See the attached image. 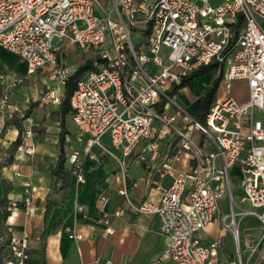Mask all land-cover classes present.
Segmentation results:
<instances>
[{
  "label": "built area",
  "instance_id": "built-area-1",
  "mask_svg": "<svg viewBox=\"0 0 264 264\" xmlns=\"http://www.w3.org/2000/svg\"><path fill=\"white\" fill-rule=\"evenodd\" d=\"M0 0V48L20 57L27 75L57 63L61 43L92 52L95 70L86 72L69 97L71 119L88 136L83 153L100 147L108 136L111 145L127 157L142 140L164 137L170 131L178 139L173 161H193L189 172L174 171L170 186L161 201H142L133 211L155 215L159 233L169 238L162 255L177 264H207L218 248L219 239L204 246L197 234L214 220L219 201L227 196L230 213L220 219L231 228L238 243L236 214L233 211L231 169L238 167L242 203L250 205L240 215L252 216L262 227L257 261H264V0ZM238 16L242 27L232 42L231 27ZM134 35L135 44L132 42ZM216 63L223 68L222 80L229 91L234 82H243L249 91L248 101L240 105L234 98L214 101L203 124L189 115L185 107L169 95L189 72ZM67 71H58L55 88L46 87L38 100L39 107L61 104ZM16 79L12 84L21 83ZM165 101L159 111V103ZM172 111L166 113V107ZM19 107L8 93L0 96V131L14 118ZM24 125L23 139L34 133L31 122ZM181 123V124H179ZM168 127L170 130H168ZM202 131L200 141L194 133ZM152 158L157 153L152 143ZM34 153L33 148L26 149ZM141 159H144L142 156ZM0 157V162H1ZM120 170L125 162L117 159ZM70 171L78 183L84 182L79 153L69 156ZM22 177L25 215L33 212L34 188L31 177ZM106 198H101L100 202ZM82 212L83 207L78 206ZM123 211L115 213L121 216ZM103 228L102 237L114 232L111 216L103 214L94 222ZM71 238L80 235L70 233ZM8 243L3 264H25L29 257V235L1 237ZM96 264H118L111 260ZM152 264H160L156 259ZM237 264H248L237 250Z\"/></svg>",
  "mask_w": 264,
  "mask_h": 264
},
{
  "label": "crops",
  "instance_id": "crops-1",
  "mask_svg": "<svg viewBox=\"0 0 264 264\" xmlns=\"http://www.w3.org/2000/svg\"><path fill=\"white\" fill-rule=\"evenodd\" d=\"M77 51L81 52L80 55L76 53ZM91 53L61 43L56 51L55 66L44 67L35 74L27 75L25 62L17 56L20 66L14 68L8 66L4 57L5 54L11 53L0 48V85L2 86L0 96L8 93L10 100L19 107L17 114L19 117H23L25 111L34 105L29 116L23 121L24 126L29 119L34 135L23 139L21 146L14 154L13 163L0 169V203L3 198L2 181L5 180L10 184L7 208L4 209L0 204V234L5 237L27 232L30 238L29 257L25 264H40L39 238L45 225L43 216L50 196L54 207L46 225L54 226L58 218L60 224L57 230L46 239V264H96V259L100 262L111 260L118 264H152L159 259L160 264H177L162 255L170 241L168 237L159 233L158 217L136 213L126 203V197L134 205L142 201L159 203L163 191L170 186L172 179L167 174V170L169 168L183 172L191 170L194 163L186 156L182 161L172 160V155L178 148V139L171 131L164 137L155 135L140 141L127 157H123L121 150L114 148L108 136H104L102 144L111 152V155L105 153L100 147L94 146L88 157L83 153L88 136L76 128L72 122L71 113H69L63 121L66 131L64 167L69 172V185L63 191H55L58 184L53 182L52 170L58 157L60 105L49 104L39 107L38 100L46 87L55 88L57 86L58 79L52 78L54 73L60 70L67 71L68 75L74 73L77 67H73V64L81 60L84 54L94 56ZM16 79H21L22 82L13 85L12 82ZM202 86L205 87V85ZM209 87L210 84L207 83L206 89ZM186 91L189 92L188 94L192 92L183 88L174 95L175 98L178 97L188 104L185 98L187 97L190 101L191 98ZM60 93L63 94V89ZM198 101L197 98V105ZM182 102H180L181 105ZM171 114L170 109L169 115ZM68 118L71 119L70 125ZM17 136L18 130L14 126L4 125L0 131V157L4 155L5 150ZM152 143L157 153L155 158H152V151L149 150ZM27 148H33L34 153L27 154ZM74 152L79 153V160L82 162L83 183H78L70 171L69 156ZM142 156L144 159H141ZM116 158L125 162L124 172L120 170ZM15 170L24 176L31 177L33 181V212L30 217L25 215L22 207L24 198L22 177L15 176ZM240 178L238 167H233L231 169V189L233 211L236 214L235 227L239 233L238 243L232 236L231 228H225L220 222V219L231 211L229 200L227 196H224L219 201L214 220L199 234L200 242L204 246L217 239L221 240L207 264H236L234 242L237 245L236 252L239 250L242 259L248 264H264V261L255 260L252 263L251 260L254 254L257 255L260 247L262 227L256 218L240 215L242 210L251 208L248 203L241 202L243 192ZM122 190L126 197L120 193ZM236 196L239 198L237 205L234 202ZM102 197L106 200L100 202ZM78 206L83 207L82 212L77 211ZM120 210L123 214L116 216L115 213ZM103 214L111 216V226L114 229V232L107 237H102L103 228L94 223L97 217ZM252 227L257 228L259 232L256 236L252 233ZM70 233L80 235V238H71ZM240 234L247 247L245 258L239 247ZM249 241H252L251 245H248Z\"/></svg>",
  "mask_w": 264,
  "mask_h": 264
},
{
  "label": "trees",
  "instance_id": "trees-1",
  "mask_svg": "<svg viewBox=\"0 0 264 264\" xmlns=\"http://www.w3.org/2000/svg\"><path fill=\"white\" fill-rule=\"evenodd\" d=\"M242 27V19L240 16H238L237 21L233 26L231 27L232 34L234 35V38H232V42L234 41L235 37L238 35L239 31ZM85 59V64L79 65L74 73L68 75L67 80L65 82V85L63 87V94H62V101L60 104V114H61V121H60V131L58 133V140H57V148H58V157L55 163V166L52 170V177L54 184H58V186L55 188L56 192L65 190L69 185V172L64 167L65 162V154H64V137L66 134V131L64 129V117L70 113V105H69V97L74 91L76 87L77 81L82 77L86 72L95 70V67L93 66L94 56H89L88 54H84L83 57H81V60ZM208 73H214L215 74V80L212 81L210 84V87L206 90H203L199 94V101L196 108V111L194 113V119L199 122L200 124H203L204 117L206 115V112L208 111L210 105L214 102L215 94L217 92V88L219 85V82L221 81L223 77V68L222 66L216 64V63H208L206 65H202L201 67H198L197 69L189 72L188 74L184 75L181 80L179 81L178 85L171 88L168 92L169 95H174L178 90L187 88L190 91H193L196 84V79L204 76ZM213 74V75H214ZM2 91V86L0 85V93ZM165 105V101H162L159 103V111L162 110L163 106ZM34 105H31L26 111L23 117H19L16 115L14 118L9 119L5 122V125L7 126H14L18 130V136L17 138L10 143L9 147L5 150L4 155L1 157L0 162V169L3 167H8L13 163L14 154L17 151V149L21 146L23 137L22 134L24 132V126L23 121L29 116L32 108ZM10 184L6 182L5 180L2 181L3 186V198L1 200V206L6 209L8 205V199L7 195L10 191ZM49 196L48 202L45 207V212L43 216L44 220V227L42 230V233L39 238V261L40 264H46L45 260V245H46V239L47 237L55 232L57 228L59 227V218L57 223L52 226L48 227L46 225V222L49 218L50 212L52 208L54 207V203L50 199ZM7 214V212H6ZM1 237H3L2 234H0ZM8 249V243L5 239L0 240V264L4 263V260L7 257V251Z\"/></svg>",
  "mask_w": 264,
  "mask_h": 264
},
{
  "label": "rangeland",
  "instance_id": "rangeland-1",
  "mask_svg": "<svg viewBox=\"0 0 264 264\" xmlns=\"http://www.w3.org/2000/svg\"><path fill=\"white\" fill-rule=\"evenodd\" d=\"M103 3H106V0H101ZM217 4L216 0H212L210 2V5L214 6ZM132 42L134 44V46L136 47L135 44V39H134V35L132 36ZM6 53V52H5ZM78 55H80V51L76 52ZM92 54V53H91ZM69 56V54H68ZM91 56V55H90ZM5 63L14 68V67H19L20 66V61L19 58L17 56H13L11 54H5L4 57ZM85 64V59L83 60H79L77 62H75L73 64V67H78L79 65H84ZM214 73H209V74H205L204 76L198 78L197 82V87L195 88L194 91L191 92V94H188L189 92L186 91V94L189 95V97L191 98V101L189 99H187V97L185 98V101L187 100L189 103H185L182 102L178 97L174 98L176 99L177 102H182L183 106L185 107L186 111L188 112L189 115L194 116V113L196 111V107H197V98L199 99V93L203 90H206V85L211 84L212 81L215 80V74ZM212 79V80H211ZM202 85H205V87H203ZM203 87V88H202ZM228 97H232L234 98L240 105H244L247 101H248V97H249V91H248V87L243 83V82H234L231 86V89L228 91L225 87V83L223 80H221L219 82L218 88H217V92L215 94V98L214 101L216 102H221L224 101L225 99H227ZM166 112L167 114L170 113V109L169 106L166 107ZM71 123V119L68 118V124L70 125ZM168 130H170V128L168 127ZM194 136L196 138L197 141H200L201 137H202V131L200 130H196L194 133ZM234 202L237 205L239 202V198L236 196L234 197ZM238 221V217L236 218V222ZM210 224V223H209ZM204 230V229H203ZM202 230V231H203ZM201 232V231H200ZM200 232H198L197 234L199 235ZM252 233L256 236L259 232L257 230V228L252 227ZM202 244V243H201ZM252 241L248 242V245H251ZM236 242H234V252H235V257H236V264H237V252H236ZM239 247L240 250L242 252V256L245 258V249L247 248L245 243H244V239L242 237V235H239ZM215 251L212 252L215 253ZM211 254V256H212ZM257 255L254 254L252 256V263H254V261L256 260Z\"/></svg>",
  "mask_w": 264,
  "mask_h": 264
}]
</instances>
